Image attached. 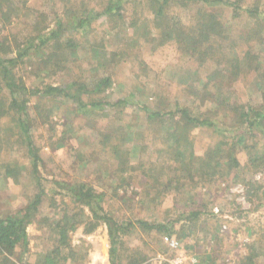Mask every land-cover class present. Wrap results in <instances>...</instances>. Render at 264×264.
I'll return each instance as SVG.
<instances>
[{
    "label": "rangeland",
    "instance_id": "374dc122",
    "mask_svg": "<svg viewBox=\"0 0 264 264\" xmlns=\"http://www.w3.org/2000/svg\"><path fill=\"white\" fill-rule=\"evenodd\" d=\"M261 1L242 0L239 16L230 8L214 10L228 37L221 50L239 54L250 44V49L264 54V39L254 44L243 35L252 22L245 8ZM104 3L26 0L25 9L16 11L0 31L13 48L16 41L21 44L65 24L59 42L50 40L41 48L55 53V64L39 63L32 51L9 66L14 80L26 88L22 100L40 159L37 175L0 77V215L17 213L40 195L37 210L28 218L27 249L16 250L9 261L37 264L55 243L51 225L68 213L69 223L76 226L68 233L73 250L68 264H109L106 226L93 221L94 229L86 232L91 215L68 189L87 185L105 194L104 210L117 223L142 220L166 228H131L121 238L118 264L135 259L138 264H241L250 248L256 250L255 262L264 263V166L254 168L247 161L255 150L264 152V138L258 135L248 142L253 143L251 150L234 145L239 163L235 170L221 162L214 175L204 178L207 168L201 166L206 154L217 148L222 156L230 155L231 143L240 133L235 110L262 101L256 77L242 71L244 66L232 75L228 64H218L219 55L216 61L200 62L174 41L161 44L160 30L153 24L154 8L146 0H127L122 17L100 15L90 20L89 28L69 24L75 16L84 17L82 10L101 13ZM171 5L169 14L184 26L192 25L201 8ZM67 39L76 44L75 50L61 47ZM105 77L110 78L108 86L83 95V103H114L124 97L131 101L91 110L79 108L70 98L42 93L59 87L75 94L79 89L75 82L92 90ZM178 105L192 116L218 122L221 132L186 127L177 116L148 118ZM7 165H12L10 174ZM251 181L261 184L258 193L246 186ZM192 213L198 216L189 218ZM171 240L178 243L176 248L170 246ZM2 257L0 253V264Z\"/></svg>",
    "mask_w": 264,
    "mask_h": 264
},
{
    "label": "trees",
    "instance_id": "16d2710c",
    "mask_svg": "<svg viewBox=\"0 0 264 264\" xmlns=\"http://www.w3.org/2000/svg\"><path fill=\"white\" fill-rule=\"evenodd\" d=\"M126 1L127 0H105L101 13L82 10L81 14L84 17L80 18L75 16V19L72 18L69 24H72L73 27L89 28L90 20L97 18L100 15L122 17L121 12L124 9ZM241 1L242 0H146V5L151 6V9L154 8L155 20H153V24H155L156 28L160 30L158 40L161 44L167 41H174L183 53H186V55H189L200 62H202L205 58H211L210 60L216 61L217 55H219L220 58L217 59L218 64H222L221 62L226 65L228 64V67L231 68L230 71L232 75H236L238 70L244 66L242 71L247 72V74L252 75V77L253 75L256 77L257 87L261 91L262 101L260 104L241 105L239 109L235 110L236 117L240 125V133L231 143L232 150H229V152H231L230 155L228 154L226 156H222L219 148H217L216 151L212 150V152L206 154V159L204 160L205 162L203 161L201 164V166H205L207 168L205 172L204 170L202 171L204 178L206 176L211 177V174L214 175L217 171L216 168L219 167L216 165L218 163L221 164V162L224 164L226 163L228 169L230 170L239 167V163L234 153L236 149H233L234 145H242L245 149L251 150V148L253 149V143L248 142H253L254 138L258 135L260 136L259 138H264V60L260 59V56L262 55L261 57H263L264 54H259L257 53V50L253 51L250 49V44L248 45V49L246 51L239 54L229 49L227 51L221 50V42L223 44L224 40L228 37L226 35V27L223 26L220 15L214 11L217 9L222 12V9L230 8L234 16H239L238 11H240L241 8ZM170 2L171 4L175 2L180 5L194 4L197 7L198 5L201 6L192 25L184 26L179 18L169 14L170 7L172 6ZM25 4L26 0H0V31L1 29H5L6 24L10 23L11 18L14 14H16V11L25 9ZM244 11L246 18H248V20L250 19L249 22H252L248 31L245 30L243 35L247 36V39L249 40L248 42L250 43H262L264 39V0H262L259 4L255 3L247 6ZM33 13L37 14L38 12L33 11ZM69 24L67 27H70ZM63 26H65V24L60 23L57 27L58 29L44 35H36L21 44L16 41L13 48H11L6 42V37H4V35L0 36V77L11 95L10 106H12V109L16 111L18 116L17 125L27 142L28 154L31 159L33 173L35 175H37L40 159L36 148L33 145L29 131L30 127L28 124L27 103L25 100H22L24 95L22 90L26 91V88L21 80V82H16L14 80L9 66L19 62L21 58L29 55L32 51L37 52L36 54L39 63L42 62L45 66L51 63L55 64V53L45 51L43 49L41 50V48L45 47L50 40L59 42L60 32ZM74 30L73 32H75ZM60 45L62 48L64 46V48H71L72 50H75L76 48V44L71 39H67V41L65 40L64 43L61 42ZM55 46L60 48L59 45ZM225 48L231 49V47ZM225 52L234 53L225 54ZM108 82H110L109 77L101 78L99 84L92 87V90H88L85 83L75 82V84L79 87L75 94H70L66 89L59 87H49L42 93L47 96L70 98L76 102L79 108H91V110L105 109L107 107L117 108L126 105L131 101L130 98L124 97L114 103H103L101 100H94L89 104L83 103V95L91 91L101 92L108 86ZM102 85L104 86L102 87ZM175 116L179 118L178 122L183 123L186 127L202 126L212 128L215 132H221L218 122L192 116L187 108L179 105L174 109V111L148 114L149 119L156 118L158 120H162L164 118L171 119ZM115 150H117V148H115ZM259 151L260 152L255 150V153L258 154L252 153V155H249L247 159L250 165L254 168H258L257 166L259 165L264 166V152L261 149H259ZM11 166L12 165H7L5 167L7 169V174H10L12 169H10V171L8 169ZM246 186H250L251 189L258 193L261 184L257 181H251V184L248 183ZM38 187H40L39 190L41 191V183H39ZM70 187L71 188L68 189L71 190L75 196H77L78 201L88 209L91 215V217L87 218V222H91L89 227L90 229H86V232L94 229L95 225H93V221L102 223L106 226L109 241V264H118L117 255L119 245L122 240L121 238L131 228L138 227L145 231H165L166 229L163 225L151 224L142 220L117 223L104 210V193H98L92 187L87 185H78L74 188H72L73 186ZM39 200L40 195L36 196L35 201L28 204L23 210L15 214L0 215V253L3 255V264H12V262L9 261V257L13 255L16 250L27 249L28 238L26 230L30 222L28 221V218L37 210ZM197 216L198 213H192L189 215V218L193 219ZM69 218L68 213H65L51 225L54 238L53 240L55 243L51 249L46 250L44 254H41L40 261L37 264H68V256L71 255L73 251L69 243L68 233L76 227L72 223H69ZM254 250L255 248H250L248 253L241 258L240 263L264 264L257 261L255 262L256 253ZM132 264H138V259H135Z\"/></svg>",
    "mask_w": 264,
    "mask_h": 264
},
{
    "label": "built area",
    "instance_id": "2783aa9c",
    "mask_svg": "<svg viewBox=\"0 0 264 264\" xmlns=\"http://www.w3.org/2000/svg\"><path fill=\"white\" fill-rule=\"evenodd\" d=\"M170 246H171L172 248H176V247L178 246V243H177L175 240H171V241H170ZM178 264H180V263H178Z\"/></svg>",
    "mask_w": 264,
    "mask_h": 264
}]
</instances>
